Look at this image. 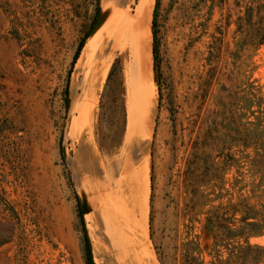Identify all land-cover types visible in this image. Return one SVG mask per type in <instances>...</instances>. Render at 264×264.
<instances>
[{
    "label": "rangeland",
    "instance_id": "rangeland-1",
    "mask_svg": "<svg viewBox=\"0 0 264 264\" xmlns=\"http://www.w3.org/2000/svg\"><path fill=\"white\" fill-rule=\"evenodd\" d=\"M156 2L0 0V264H86L78 197L95 264H264V0Z\"/></svg>",
    "mask_w": 264,
    "mask_h": 264
},
{
    "label": "trees",
    "instance_id": "trees-1",
    "mask_svg": "<svg viewBox=\"0 0 264 264\" xmlns=\"http://www.w3.org/2000/svg\"><path fill=\"white\" fill-rule=\"evenodd\" d=\"M159 5V0H157L156 2V7H155V12L154 15L156 17V13H157V8ZM100 11V8H98V13ZM89 36V33L87 34V36H85V38L81 41L77 52L74 56L73 59V67L76 64L77 60L79 59L80 53L84 48L85 45V41L87 39V37ZM153 56H154V65H155V70L157 71L158 69V59H159V51H158V37H157V30H156V18L154 19V23H153ZM72 67V68H73ZM68 93V89L66 90V94ZM78 204H79V218H80V222L82 224L83 227V233H84V242H85V262L86 264H95L94 261V254H93V249H92V243L88 234V230L86 228V223H85V218H84V211H83V207L80 201V198L78 197Z\"/></svg>",
    "mask_w": 264,
    "mask_h": 264
},
{
    "label": "water",
    "instance_id": "water-1",
    "mask_svg": "<svg viewBox=\"0 0 264 264\" xmlns=\"http://www.w3.org/2000/svg\"><path fill=\"white\" fill-rule=\"evenodd\" d=\"M103 22H104V18H99L98 19V21H97V24H96V26H95V28L93 29V32L91 33V34H89V36L87 37V39H86V41L92 36L93 37V34H94V32H96V30L98 29V28H100L101 27V25L103 24ZM85 41V42H86ZM87 43V42H86ZM86 45V44H85ZM85 45H84V47H85ZM84 49V48H83ZM81 201V200H80ZM84 202V201H83ZM84 206V207H83ZM83 211H84V214H85V212H86V206H85V204L83 203Z\"/></svg>",
    "mask_w": 264,
    "mask_h": 264
},
{
    "label": "bare ground",
    "instance_id": "bare-ground-1",
    "mask_svg": "<svg viewBox=\"0 0 264 264\" xmlns=\"http://www.w3.org/2000/svg\"><path fill=\"white\" fill-rule=\"evenodd\" d=\"M144 71V70H143ZM143 73V72H142ZM139 79V78H138ZM138 79H137V81H136V83L138 82ZM130 80V79H129ZM148 80V79H147ZM146 82V81H145ZM130 83H131V81H130ZM138 83H140V82H138ZM129 84V83H128ZM141 84H142V82H141ZM153 84V83H152ZM133 85V84H132ZM148 88V87H147ZM152 89H154V88H152ZM151 90V89H150ZM149 90V91H150ZM154 92V91H153ZM146 93V92H145ZM147 96V95H146ZM148 100V99H147ZM149 105V104H148ZM153 105H155V104H153ZM138 108V107H137ZM148 109V108H147ZM137 113V112H136ZM147 120V119H146ZM149 120H151V119H149ZM86 209H87V212H88V207H86Z\"/></svg>",
    "mask_w": 264,
    "mask_h": 264
}]
</instances>
